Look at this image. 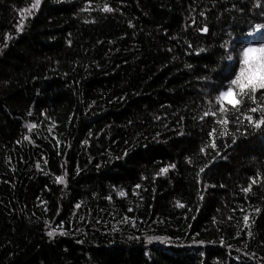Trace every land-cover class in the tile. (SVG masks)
<instances>
[{
  "label": "trees",
  "instance_id": "16d2710c",
  "mask_svg": "<svg viewBox=\"0 0 264 264\" xmlns=\"http://www.w3.org/2000/svg\"><path fill=\"white\" fill-rule=\"evenodd\" d=\"M33 3L0 0V264H264L260 113L199 118L264 43L255 0Z\"/></svg>",
  "mask_w": 264,
  "mask_h": 264
},
{
  "label": "snow or ice",
  "instance_id": "6c2138e0",
  "mask_svg": "<svg viewBox=\"0 0 264 264\" xmlns=\"http://www.w3.org/2000/svg\"><path fill=\"white\" fill-rule=\"evenodd\" d=\"M41 4V0H34V3L31 5V9H38ZM233 7H236L233 5ZM253 7L260 9V12L262 15H264V0H255V3L253 4ZM86 10V9H85ZM101 12L104 13H111L114 11L113 8L108 6L107 4H104L103 7L99 9ZM226 11H231L230 9H225ZM240 11H243V9H239ZM24 12L31 14V11L29 9H24ZM201 17H205V13L203 11L200 12ZM206 19V17H205ZM22 24L23 21H21V24L16 27V32L19 33L22 30ZM197 21L195 18L192 19V25H196ZM131 23L129 24V27H131ZM196 31L200 32L201 34H207L209 33V25L207 23L204 24L203 27H197ZM253 34H259L262 39H264V21L261 22H250V31L247 33V35L252 36ZM8 39V36H5V40ZM189 48L192 47L191 44L188 45ZM221 47L225 48L227 50V42L225 44H222ZM171 51V49H169ZM205 49L201 48L199 49V52H203ZM229 61H233L232 55H227L225 57ZM186 68H191L192 65H185ZM199 80L207 81L209 78L207 76L204 77H198ZM258 90H264V43H258L253 44L249 43L246 46H243L241 51L239 52V69L236 71L235 77L231 79L230 85L228 86L226 91H220L218 95L214 97L215 104L218 105L217 109H213L212 107V101H208V108H206L203 111V114L199 117L201 120H203L205 117H217L218 113L220 116H223V119H217V123H220L223 126H227L230 122L226 113L228 112V109L225 107V101H227L228 104L232 106V109L236 110L237 112L240 111V108L238 105H242L246 100H251L253 104L256 105V107H251L249 111L251 113H260L259 119H254L252 115H247L244 117V119L247 121L248 125L256 130H259L262 134H264V104L258 103L257 101V93ZM262 99H264V96H262ZM156 119H159V117H156ZM183 119V117L181 118ZM238 122V121H237ZM29 129L35 127V125H29ZM217 130L214 128L212 131L208 133L209 137H214V133ZM239 131V129H237ZM221 136L227 135L226 127L221 130ZM241 136H244L245 133H240ZM25 140H28L29 138L27 136L24 137ZM237 137L235 134L232 135V143L233 145L236 144ZM86 143V141H85ZM225 148L231 147V145L225 144ZM207 145L200 148L201 153H206ZM211 148L215 151V156L210 160L207 164H205L203 167L199 169V171L196 173L198 182L199 177L201 173H204L206 169L209 168V165L213 163V161L216 159V157L221 156V152L217 148V143L215 141V138L213 139V142L211 144ZM125 155H127V151L125 152ZM189 163H191L190 158H186ZM39 168V164L37 165ZM175 165H169L166 167H162L159 170V173L157 175H162L164 173H167L169 168H174ZM57 183H64V178L62 176L56 177ZM256 181L253 180V183ZM137 188L140 187V185H136ZM243 192L248 193L250 191V188H244L242 189ZM120 195H124L123 192L120 193ZM177 207H184L183 204L177 202ZM77 208L80 207L78 204L76 206ZM131 211V209H129ZM257 212L260 211V209H256ZM245 221V226H248L249 223V216L245 215L243 217ZM45 224L47 225L48 222L45 221ZM62 227V226H61ZM59 235H66L67 233L64 231H59ZM239 234V233H238ZM46 235L51 239L55 235H57V229L53 228L49 231H47ZM249 236H251V232L248 233ZM202 243V242H201ZM223 240L221 241V244H223ZM239 251V250H237Z\"/></svg>",
  "mask_w": 264,
  "mask_h": 264
}]
</instances>
